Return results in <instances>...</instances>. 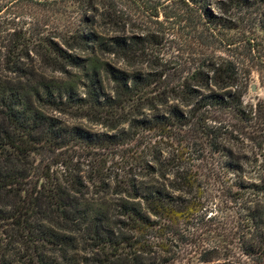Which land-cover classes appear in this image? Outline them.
I'll use <instances>...</instances> for the list:
<instances>
[{
    "label": "trees",
    "instance_id": "1",
    "mask_svg": "<svg viewBox=\"0 0 264 264\" xmlns=\"http://www.w3.org/2000/svg\"><path fill=\"white\" fill-rule=\"evenodd\" d=\"M87 1L105 7L110 34L79 28L63 42L40 38L39 64L26 62L27 42L10 46L0 33V264H264V176L239 185L250 197L231 198L243 214L232 227L219 220L222 233L208 242L197 233L209 200L190 166L163 161L165 148L155 147L133 156L125 175L95 157L124 151L142 133L187 145L206 139L226 158L225 171L240 173L226 142L264 141V98L244 101L249 76L232 59L207 56L171 81L151 53L167 40L166 23L202 25L207 42L211 30L239 32L238 14L264 0H129L158 25L129 36L116 0ZM256 25L264 33V12ZM242 31L230 45L251 55L256 39ZM139 63L150 66L134 69ZM219 112L234 114L240 130L227 132ZM67 116L108 130L69 125ZM218 131L227 132L221 143Z\"/></svg>",
    "mask_w": 264,
    "mask_h": 264
},
{
    "label": "rangeland",
    "instance_id": "2",
    "mask_svg": "<svg viewBox=\"0 0 264 264\" xmlns=\"http://www.w3.org/2000/svg\"><path fill=\"white\" fill-rule=\"evenodd\" d=\"M88 2L87 0H0V33L6 39H14L10 42L5 41L2 45L7 42L10 46L12 42L15 44L27 42L26 45L31 51L26 62L39 64L40 57L36 55L35 50L37 40L40 38L46 36L63 42L69 34L79 28H93L100 33L110 34L111 28L106 25L102 15L105 7L102 3L92 7ZM116 3L119 10L125 13L124 18L128 20L127 36L139 30L143 32L145 28H158L153 21L150 22L143 17L142 11L135 3H130L129 0H116ZM255 11H243L238 14L241 26L239 32L237 30L214 32L211 30L210 34L208 33L210 40L207 42L203 37L205 29L202 25L189 24L188 21L181 24L166 23L164 28L167 40L152 51V60L156 62L158 68L165 64L167 73L172 75L171 81H178L181 76L184 78L191 76L207 56L219 60L232 59L239 66L240 74L249 76L247 81L249 88L244 101L245 104L250 105L258 98H264V33L256 25V20L264 12V7L256 8ZM217 12L215 10V13ZM244 28L252 31L246 34H250L257 42L251 55L243 53L244 45H230L241 41ZM18 38L20 41L16 40ZM110 60L121 67L128 64L113 58ZM148 66H150L149 63H139L134 66V69L146 70ZM243 81L246 83L245 79ZM253 86L256 88L255 91L252 90ZM214 118L226 123L224 126L227 127V132L241 128L236 116L230 112L216 113ZM64 120L69 125L82 126L96 132L108 130L104 124H98L89 119L67 116ZM217 133L222 134L217 142H223V138L227 137L226 133L221 131ZM255 136L258 137V135ZM255 136L253 135V138ZM243 137L245 138L244 135ZM244 138L226 142L228 146H232L233 157L230 160L234 163L238 162L241 166L238 174L225 171L223 166L226 158L215 150L214 141L206 139L187 145V143L180 144L175 140L161 139L156 134L142 133L134 142L124 146V151H121L122 148L115 151H102L101 155L98 153L95 157L97 162L105 165L106 169L114 167V169H119L118 172L122 175L132 168L133 156L137 158L140 154L147 157L151 154L153 147L165 148L162 150L163 161L173 160L175 164L186 163L191 167L193 174L199 178L201 190L209 200L208 206L204 209L208 210V217L199 223L197 239L213 242L222 233V228L218 224L219 220L225 219L232 227L238 220L237 216L240 213L243 214L239 207L243 202L235 203V199L231 198L237 194H244V199L250 197L248 193H245L246 191L239 189V185H250L259 177L264 176V141L259 139L255 143L254 140ZM124 153L128 155L122 158ZM84 170L86 174L90 171L87 165L84 166ZM240 196L237 195L238 198ZM209 217L217 220L209 224L207 221Z\"/></svg>",
    "mask_w": 264,
    "mask_h": 264
},
{
    "label": "water",
    "instance_id": "3",
    "mask_svg": "<svg viewBox=\"0 0 264 264\" xmlns=\"http://www.w3.org/2000/svg\"><path fill=\"white\" fill-rule=\"evenodd\" d=\"M252 90H253V91H255V90H256L255 86H253V87H252Z\"/></svg>",
    "mask_w": 264,
    "mask_h": 264
}]
</instances>
